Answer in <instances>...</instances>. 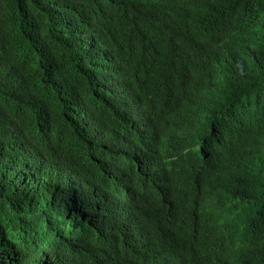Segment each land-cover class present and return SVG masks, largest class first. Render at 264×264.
Masks as SVG:
<instances>
[{"label": "trees", "instance_id": "trees-1", "mask_svg": "<svg viewBox=\"0 0 264 264\" xmlns=\"http://www.w3.org/2000/svg\"><path fill=\"white\" fill-rule=\"evenodd\" d=\"M0 264H264V0H0Z\"/></svg>", "mask_w": 264, "mask_h": 264}]
</instances>
